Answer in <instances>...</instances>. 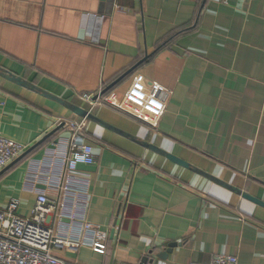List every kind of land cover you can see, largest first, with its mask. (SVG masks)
Instances as JSON below:
<instances>
[{
    "label": "crops",
    "instance_id": "crops-1",
    "mask_svg": "<svg viewBox=\"0 0 264 264\" xmlns=\"http://www.w3.org/2000/svg\"><path fill=\"white\" fill-rule=\"evenodd\" d=\"M137 72L171 91L156 128L82 99L123 94ZM71 106L94 118L80 206L108 239L103 254L57 256L264 264V0H0V136L28 149L59 119H84ZM67 137L60 128L0 173V209L17 199L30 216L32 188L47 189L32 165Z\"/></svg>",
    "mask_w": 264,
    "mask_h": 264
},
{
    "label": "built area",
    "instance_id": "built-area-1",
    "mask_svg": "<svg viewBox=\"0 0 264 264\" xmlns=\"http://www.w3.org/2000/svg\"><path fill=\"white\" fill-rule=\"evenodd\" d=\"M170 95L169 89L137 72L123 94L108 92L84 95L82 99L91 106L107 105L156 128ZM85 123V119L57 121L68 137L46 150L47 165H32L37 168L31 175L36 179L38 173H43L47 189L32 188L37 197L30 216L16 214L17 199L0 209V264H76L57 256L55 250L75 253L86 246L100 254L105 252L108 234L85 221V209L80 206V201L88 197V178L79 172V167L95 164L92 146L85 143ZM26 150L23 144L0 136V171ZM210 264H238V259L220 254Z\"/></svg>",
    "mask_w": 264,
    "mask_h": 264
},
{
    "label": "water",
    "instance_id": "water-1",
    "mask_svg": "<svg viewBox=\"0 0 264 264\" xmlns=\"http://www.w3.org/2000/svg\"><path fill=\"white\" fill-rule=\"evenodd\" d=\"M109 88H106L104 91L100 92V95L104 94L107 90H109ZM70 110L77 116L82 117L84 119H94L93 116L86 110L76 107V106H71ZM60 128H62V124H60L58 127H56L54 130H52L50 133H48L46 136H44L42 138V140H40L39 142H37L36 144H34L33 146H31L30 148H28L23 154H21L16 160L21 159L22 157L26 156L29 152H31L34 148H36L39 144H41L44 140H46L49 136L53 135L55 132H57ZM14 160V161H16ZM10 166V164L8 166H6L3 170L0 171L3 172L4 170H6L8 167ZM245 196V195H244ZM248 197V196H246ZM175 244H170L168 246L167 252H169L171 250L172 247H174ZM165 253H161L159 255H157V258H161L164 259L165 257ZM153 258H148V257H144L142 258V260L140 261L139 264H153Z\"/></svg>",
    "mask_w": 264,
    "mask_h": 264
}]
</instances>
